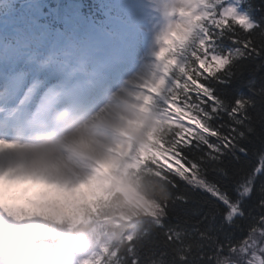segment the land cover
I'll return each mask as SVG.
<instances>
[{
  "label": "clouds",
  "instance_id": "1",
  "mask_svg": "<svg viewBox=\"0 0 264 264\" xmlns=\"http://www.w3.org/2000/svg\"><path fill=\"white\" fill-rule=\"evenodd\" d=\"M149 6L158 19L146 71L104 79L77 38L45 36L23 51L22 74L0 78V140L12 142L0 146V264H97L105 245L127 246L119 240L129 228L123 210L105 205L116 202L126 164L164 151L176 131L168 121L182 124L173 106L199 74L197 53L206 50L217 0ZM164 96L172 101L167 107Z\"/></svg>",
  "mask_w": 264,
  "mask_h": 264
},
{
  "label": "trees",
  "instance_id": "2",
  "mask_svg": "<svg viewBox=\"0 0 264 264\" xmlns=\"http://www.w3.org/2000/svg\"><path fill=\"white\" fill-rule=\"evenodd\" d=\"M256 3L259 11L264 0H256ZM85 4L92 14L98 16L96 0H85ZM226 66L227 63L221 59L220 64L215 63V67L209 66L208 70L212 74ZM253 82L257 89L264 86V56L244 60L227 84L215 85L218 95L228 103L247 96L257 102V106L251 109L252 130L235 125L223 112L220 118L212 121L221 132L228 134L230 142L234 144L231 149L224 150L220 161L204 165L202 175L217 187V191L209 192L179 178L175 181L178 187L173 189L171 178L159 169H178L174 165L167 167L161 163L156 154L150 155L145 164L133 170L128 178L144 198L140 200V205L128 204L121 193L114 194L113 197H117L115 203L110 200L105 205L106 209L123 210L128 215L129 228L119 237L120 242H126L127 246L113 248L111 254L108 252L104 256V264H132L133 257L138 258L140 264H216L215 258L229 255L228 248L240 245L249 235L250 229L264 226L261 223V217H264V96L253 95L250 87ZM236 87L240 90L233 95L231 89ZM179 110L196 120L199 127L203 126V122L190 112L180 106ZM168 123L179 129L176 121L170 120ZM233 128H238L244 135L231 131ZM178 135H181V131ZM166 150L174 152L175 149L174 146H168ZM187 155L200 160L204 150H193ZM149 162L156 167H151ZM246 187L250 192L245 193ZM220 194L237 202L243 214L236 216L233 221L227 220L229 208L219 198ZM176 195L186 197V201H176ZM160 222L164 226L156 227ZM151 233L152 243L145 248ZM202 233L208 238L202 239ZM190 244L195 246L190 252L185 251ZM219 245L224 246V252H217ZM182 254L187 257L186 260L180 259Z\"/></svg>",
  "mask_w": 264,
  "mask_h": 264
},
{
  "label": "snow or ice",
  "instance_id": "3",
  "mask_svg": "<svg viewBox=\"0 0 264 264\" xmlns=\"http://www.w3.org/2000/svg\"><path fill=\"white\" fill-rule=\"evenodd\" d=\"M241 18L247 22L242 24ZM36 27L38 25L34 19L23 13H17L15 10L7 15L0 14V70L7 64L15 66L22 61L23 51L5 43L6 35L15 36ZM207 37L206 50H203L202 54L197 53V56H200L197 62L200 65L197 68L199 74L192 73L191 87L178 101L180 107L198 118V121H202L203 126L198 127L196 123L183 120L182 124L190 131L178 135L181 130L176 129L169 138V147L174 146L175 149L172 154L180 162L177 168L183 165V169L180 171L160 169L165 176L171 178L173 189L178 187L175 181L179 178L189 185L206 189L209 192L217 191V187L205 179L202 171L206 163L220 161L224 150L234 147L228 134L221 132L212 124L213 120L220 118L222 112L228 115L235 125L252 130L251 109L257 106L256 100L247 96L235 99L234 103H228L218 95L215 85L227 84L235 75L237 68L242 66L244 60L253 56H264V5L260 6L258 11L256 0H217V9L208 26ZM205 58L207 61L214 62L223 59L227 66L210 74L208 67L211 65L206 63ZM179 82L184 81L181 79ZM250 87L253 95L264 96V86L257 89L253 82ZM239 90V87L231 89L233 95ZM171 102L169 96L161 99L165 107ZM230 130L237 131L241 136L244 135L243 132L238 131V128ZM0 146L10 147L12 142L0 140ZM193 150H204V156L200 160L191 159L187 153ZM152 167L155 168L156 165ZM244 191L248 193L250 189L246 187ZM219 198L229 208L227 220L232 221L234 217L243 214L237 202L228 200L222 194ZM175 200L186 201V197L176 195ZM261 223H264V217H261ZM163 226V222L156 224V227ZM201 238L208 237L202 233ZM151 243L152 233L145 242V248ZM194 246L195 244H190L185 251L190 252ZM217 252H224V246L219 245ZM228 252L230 254L227 256H217L216 264H241V260L243 264H264V228L253 227L244 241L240 245H231ZM237 255L239 258H233ZM180 259L186 260L187 257L182 254ZM132 264H140L139 259L133 257Z\"/></svg>",
  "mask_w": 264,
  "mask_h": 264
},
{
  "label": "rangeland",
  "instance_id": "4",
  "mask_svg": "<svg viewBox=\"0 0 264 264\" xmlns=\"http://www.w3.org/2000/svg\"><path fill=\"white\" fill-rule=\"evenodd\" d=\"M149 3L150 0H115L112 3L113 6L119 7L117 8L119 9V13L115 14V16H110L109 18L106 17V19L104 20V25L107 26V28L109 25L108 29L115 31V33L117 34V39L114 40L115 51H118L117 53L111 52V54L108 56V54L107 55L103 54L106 52L102 51L100 55H95L93 53L92 47H97L100 49L103 48L101 41H99L96 38L97 36L96 37L89 36V34L86 32L84 34L85 35L84 37L77 38L81 42L82 45L81 51L86 56L89 67L100 70L99 65L103 64L106 58L109 57L115 60L117 58L115 56L119 55L121 52H122L120 54L121 56H126V57L129 56L128 59H131L132 52L138 48L140 50V53H142L140 58L141 62H139L138 69L130 73L137 71H146V69L152 62V57L150 56V52L152 51L153 28L154 25H156L158 19V17L153 12L152 8L149 6ZM107 6L110 7L109 5ZM125 16L127 17V19L125 18ZM241 20L244 21L242 23H246V20H244L243 18H241ZM114 23L116 26L113 25ZM80 28L83 29L82 30L83 32H85L84 28L82 27ZM75 33L76 31L73 30L72 34L74 35ZM100 36H102V34H100ZM109 37L110 35L107 34L106 39H109ZM63 38H61L60 36L59 39H63ZM38 54L45 55V53L39 51ZM91 63L93 64L91 65ZM215 63L220 64L221 59L215 61ZM132 86L139 87V85H137L135 82H132ZM129 95H134V93L130 92ZM123 101L130 104L128 100H122V102ZM187 121H189L190 123L192 122L191 120H189V118L187 119ZM104 123L105 126L111 127V125L108 122L105 121ZM186 131L189 132L190 130L186 129ZM146 154L147 153H143L142 158H144ZM171 157H174V155H171ZM140 159L141 158H133L131 162L126 164L124 169H127L131 165L137 164ZM120 186H121V191L124 193L125 197L130 202L136 199L135 198L136 196L132 193L130 189H128V185L121 182ZM8 198L14 199L15 197L9 196ZM4 222L6 221L4 220ZM260 228H264V226ZM101 256L102 255H98L96 257L97 264H99L100 261L99 259L101 258ZM233 258H239V256L237 255Z\"/></svg>",
  "mask_w": 264,
  "mask_h": 264
},
{
  "label": "bare ground",
  "instance_id": "5",
  "mask_svg": "<svg viewBox=\"0 0 264 264\" xmlns=\"http://www.w3.org/2000/svg\"><path fill=\"white\" fill-rule=\"evenodd\" d=\"M235 218H236V217H234L233 220H234ZM233 220H232V221H233Z\"/></svg>",
  "mask_w": 264,
  "mask_h": 264
}]
</instances>
